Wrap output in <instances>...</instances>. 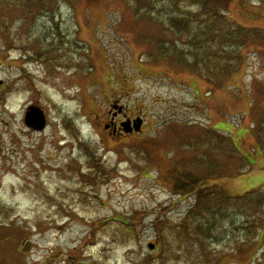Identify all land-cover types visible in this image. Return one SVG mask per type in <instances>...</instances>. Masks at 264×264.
I'll return each instance as SVG.
<instances>
[{"label":"rangeland","instance_id":"1","mask_svg":"<svg viewBox=\"0 0 264 264\" xmlns=\"http://www.w3.org/2000/svg\"><path fill=\"white\" fill-rule=\"evenodd\" d=\"M25 1L0 0V264H264V200L258 214L233 209L203 241L177 242L173 228L200 222L188 216L197 197L166 180L204 176L213 163L226 195L264 190L255 136L264 125V0L219 5L263 35L247 38L238 69L216 82L160 56L157 42L174 39L158 24L171 14L161 5L45 0L26 11ZM111 98L146 116L145 134L107 137L93 116ZM30 105L45 112L44 130L26 127ZM158 230L169 243L151 254Z\"/></svg>","mask_w":264,"mask_h":264},{"label":"trees","instance_id":"2","mask_svg":"<svg viewBox=\"0 0 264 264\" xmlns=\"http://www.w3.org/2000/svg\"><path fill=\"white\" fill-rule=\"evenodd\" d=\"M151 1L150 8H155V5H161L163 10L171 12V14L166 15L164 19L158 22L163 28L170 31L174 39L172 41H164L165 45H161V41L157 42V47L159 52H161L162 57L167 58L165 60L170 63L179 65L181 68L188 70L196 75H201L205 80L218 81L219 74H233L239 65L240 59H242L240 48L246 43L247 38L253 37L259 38L263 35L260 29H248L243 28L234 24L229 19L228 11L223 12L219 9V5H224L227 7L229 0H149ZM224 1L226 2L224 4ZM45 0H27L22 5L21 9H26V11L31 10L30 5H42ZM70 5H72V0H66ZM156 2V3H155ZM180 3V4H178ZM184 3L188 6H196V10H188L187 8L182 9L181 4ZM174 8H173V6ZM52 5H49V7ZM187 6V7H188ZM227 9V8H225ZM153 18L149 16V21H153ZM156 23V21H153ZM161 39V38H159ZM158 39V40H159ZM177 40L180 42L178 44ZM59 55V52L56 53ZM37 56V55H35ZM156 57V55H154ZM38 59V57H35ZM30 59V58H29ZM31 60V59H30ZM204 80V79H203ZM110 103V100L108 101ZM98 114V113H97ZM96 114V116H97ZM95 118V116H93ZM208 131L206 130V133ZM216 132H210L207 134V140L213 137ZM256 136V142L259 146V151L264 152V125L262 131ZM221 136V142H226ZM145 137L144 140H147ZM228 155H233V151H227ZM207 163V162H200ZM217 164L210 163V170L204 171V176L193 175L190 173V178L187 173H173L171 178L166 176L167 182H172V187L179 194L185 196L189 194H194L197 197L196 203L190 210L189 219L200 220L197 222L198 226L194 227L192 223H185L182 228H173V236L175 241H181L183 238L187 237L189 240L196 239L200 237V241L205 240L204 238L210 236L212 233V228H218L219 224L223 221L231 220L233 209H238V211L249 210V211H263V204L260 203L264 200V190L263 188L250 189L243 192L242 194L235 196H228L220 189H217L215 184L216 177H218ZM189 173V172H188ZM185 174V175H184ZM242 173H237V176ZM201 176V177H200ZM222 176L220 178L222 179ZM232 176V175H230ZM177 180L176 182H174ZM264 212V211H263ZM163 215V214H162ZM244 218V217H242ZM188 219V217H187ZM115 220V219H113ZM126 226H134L132 221L127 222L125 219L119 221ZM262 222L263 221H259ZM232 224V222H229ZM258 223V222H257ZM257 223H247L243 222L244 229L257 228ZM184 224V222L182 223ZM169 230V229H168ZM256 231V230H255ZM160 232V230H158ZM127 234L134 235L129 229L126 230ZM164 232H160L158 238L155 237V248L150 251L152 253H161L166 249V244L169 243L165 237ZM255 232H246V239L254 238ZM177 236V237H176ZM163 237L164 240L159 239ZM115 238V237H114ZM198 239V238H197ZM165 242V244L163 243ZM250 239L244 241V243L249 242ZM170 245H176V243L170 242Z\"/></svg>","mask_w":264,"mask_h":264},{"label":"flooded vegetation","instance_id":"3","mask_svg":"<svg viewBox=\"0 0 264 264\" xmlns=\"http://www.w3.org/2000/svg\"><path fill=\"white\" fill-rule=\"evenodd\" d=\"M138 118H141L143 123L140 126V131L136 132L134 129V122ZM93 119H95V123L98 122L99 125L101 124L102 131L111 139L133 138L145 134L144 125L146 116H144L143 113L130 115L121 98H111L108 110L98 113ZM123 124H125V126H123ZM142 139H144V137Z\"/></svg>","mask_w":264,"mask_h":264},{"label":"water","instance_id":"4","mask_svg":"<svg viewBox=\"0 0 264 264\" xmlns=\"http://www.w3.org/2000/svg\"><path fill=\"white\" fill-rule=\"evenodd\" d=\"M24 123L27 128H30L35 131H42L45 129L47 125V117L43 109H41L37 105H30L27 107L23 117ZM142 123V119L138 118L134 122L135 131H140V126ZM125 126V124H123ZM125 128V127H124ZM147 248L152 251L155 248L154 243H148Z\"/></svg>","mask_w":264,"mask_h":264}]
</instances>
